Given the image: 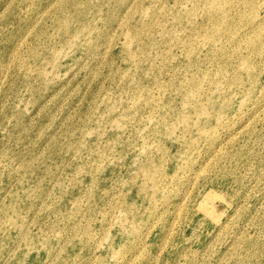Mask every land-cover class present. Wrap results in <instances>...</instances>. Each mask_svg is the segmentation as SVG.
<instances>
[{
  "label": "rangeland",
  "instance_id": "obj_1",
  "mask_svg": "<svg viewBox=\"0 0 264 264\" xmlns=\"http://www.w3.org/2000/svg\"><path fill=\"white\" fill-rule=\"evenodd\" d=\"M0 264H264V0H0Z\"/></svg>",
  "mask_w": 264,
  "mask_h": 264
}]
</instances>
